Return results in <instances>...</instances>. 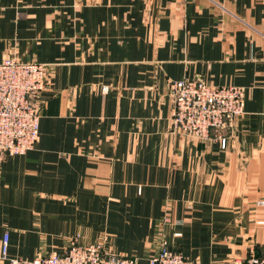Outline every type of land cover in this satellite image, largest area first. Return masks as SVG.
I'll list each match as a JSON object with an SVG mask.
<instances>
[{
    "label": "crops",
    "instance_id": "0c3cea01",
    "mask_svg": "<svg viewBox=\"0 0 264 264\" xmlns=\"http://www.w3.org/2000/svg\"><path fill=\"white\" fill-rule=\"evenodd\" d=\"M9 57L48 79L36 144L0 161V264L71 241L148 264L160 230L191 264L264 257V0H0ZM194 79L244 90L202 141L170 120V84Z\"/></svg>",
    "mask_w": 264,
    "mask_h": 264
},
{
    "label": "built area",
    "instance_id": "2783aa9c",
    "mask_svg": "<svg viewBox=\"0 0 264 264\" xmlns=\"http://www.w3.org/2000/svg\"><path fill=\"white\" fill-rule=\"evenodd\" d=\"M48 79L46 65L8 58L0 63V161L24 155L38 140L40 104L38 95ZM102 91L107 92L103 87ZM172 131L198 140L207 139L213 130L230 128L244 113V90L236 86H214L201 79L170 84ZM224 144V141H223ZM264 207V199L256 203ZM262 224V222H260ZM180 226L164 216L161 228ZM181 233L173 232V237ZM157 252L148 264H191L173 250L171 241L160 230ZM8 236L1 242L0 259H7ZM10 264H137L134 259L106 252L100 244L69 242L61 253H50L32 260L11 259ZM244 264H264V257L253 252Z\"/></svg>",
    "mask_w": 264,
    "mask_h": 264
},
{
    "label": "rangeland",
    "instance_id": "374dc122",
    "mask_svg": "<svg viewBox=\"0 0 264 264\" xmlns=\"http://www.w3.org/2000/svg\"><path fill=\"white\" fill-rule=\"evenodd\" d=\"M9 58H13V57H9ZM8 59V58H7ZM18 60V59H17ZM24 62V61H23ZM26 62V61H25ZM170 120H171V118H170ZM172 124V123H171ZM213 131H219V130H213ZM213 131H211V132H213ZM210 132V133H211ZM179 134H182V133H180V132H178ZM210 133H209V135H208V137H207V139L210 137ZM184 135V134H183ZM185 136H187V135H185ZM187 137H189V136H187ZM190 138H193V137H190ZM193 139H195V138H193ZM195 140H197V141H202V140H198V139H195ZM203 140H206V139H203ZM264 199V197L263 198H259L257 201H256V203L258 202V201H260V200H263ZM257 206V205H256ZM258 207V206H257ZM258 208H261V207H258ZM262 208H264V207H262ZM260 222H262V224H260ZM256 224L258 225V226H261V225H264V222L263 221H257L256 222Z\"/></svg>",
    "mask_w": 264,
    "mask_h": 264
}]
</instances>
